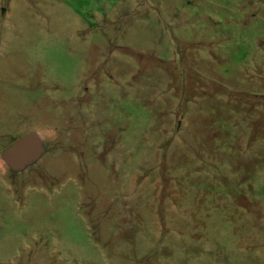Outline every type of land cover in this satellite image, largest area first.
I'll use <instances>...</instances> for the list:
<instances>
[{"label":"rangeland","instance_id":"1","mask_svg":"<svg viewBox=\"0 0 264 264\" xmlns=\"http://www.w3.org/2000/svg\"><path fill=\"white\" fill-rule=\"evenodd\" d=\"M0 264H264V0H0Z\"/></svg>","mask_w":264,"mask_h":264},{"label":"water","instance_id":"2","mask_svg":"<svg viewBox=\"0 0 264 264\" xmlns=\"http://www.w3.org/2000/svg\"><path fill=\"white\" fill-rule=\"evenodd\" d=\"M43 153L41 141L31 132L4 149L0 158L11 171L19 172L37 161Z\"/></svg>","mask_w":264,"mask_h":264},{"label":"flooded vegetation","instance_id":"3","mask_svg":"<svg viewBox=\"0 0 264 264\" xmlns=\"http://www.w3.org/2000/svg\"><path fill=\"white\" fill-rule=\"evenodd\" d=\"M1 155V154H0ZM8 170H9V172H11V173H14V171H11L9 168H8ZM17 173V172H16Z\"/></svg>","mask_w":264,"mask_h":264}]
</instances>
